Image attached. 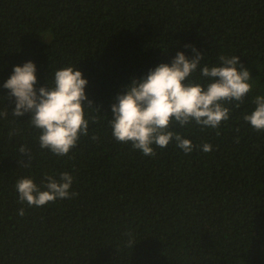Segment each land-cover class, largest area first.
<instances>
[{
  "label": "trees",
  "instance_id": "obj_1",
  "mask_svg": "<svg viewBox=\"0 0 264 264\" xmlns=\"http://www.w3.org/2000/svg\"><path fill=\"white\" fill-rule=\"evenodd\" d=\"M186 45L204 53L201 68L237 55L253 78L243 102H225L219 128L173 125L212 150L186 154L173 140L153 157L116 141L113 98L178 52L194 56ZM28 61L37 89L68 66L88 80L89 132L66 156L40 147L31 113L12 115L3 84ZM190 79L209 83L199 70ZM257 95L264 0H0V264H264V132L244 120ZM62 172L74 177L71 198L19 201L17 180L46 190Z\"/></svg>",
  "mask_w": 264,
  "mask_h": 264
},
{
  "label": "clouds",
  "instance_id": "obj_2",
  "mask_svg": "<svg viewBox=\"0 0 264 264\" xmlns=\"http://www.w3.org/2000/svg\"><path fill=\"white\" fill-rule=\"evenodd\" d=\"M192 51L195 55L191 58L180 51L171 64L160 63L145 76L132 77L124 90L113 98L109 124L116 141L131 143L143 155L153 157L155 148H167L173 140L186 154L197 147L205 152L212 150L208 143L194 145L190 139L171 130L173 125L178 123L183 127L195 121L202 127L219 128L230 116L225 102H243L252 91L253 78L237 55H221L216 65L205 64L201 68L204 53L195 47ZM197 70L202 79L209 81L206 86L191 81ZM36 72L35 63L28 61L22 66L16 65L4 82L3 87L10 90L9 96L16 101L12 115L20 117L31 113V124L41 132L40 147L66 156L80 136L89 132V120L85 118V109L92 105L85 91L88 80L77 66H68L55 71L51 86L47 84L37 89ZM253 102L256 108L246 114L244 120L254 130L264 132V95L255 96ZM20 151L27 154L30 149L21 146ZM73 180L69 172H62L59 179L54 175L44 178L46 190L29 177L17 180L15 187L21 203L42 207L57 199L71 198ZM18 214L23 216L25 209L20 208Z\"/></svg>",
  "mask_w": 264,
  "mask_h": 264
}]
</instances>
